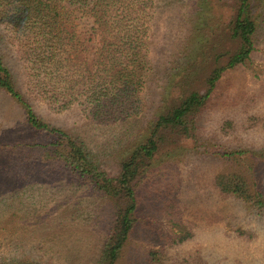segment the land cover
<instances>
[{
    "label": "rangeland",
    "instance_id": "rangeland-1",
    "mask_svg": "<svg viewBox=\"0 0 264 264\" xmlns=\"http://www.w3.org/2000/svg\"><path fill=\"white\" fill-rule=\"evenodd\" d=\"M189 3L154 0L139 114L98 124L75 108L56 112L34 98L36 113L80 138L114 173L119 154L159 111L160 100L166 96L172 104L183 93L181 85L187 84H181L184 74L179 66L194 58H178V50L185 42L192 45L186 39L195 32L190 28L195 14ZM234 7V0H208L209 9L203 11L217 21L207 36L217 40L218 51L233 46L224 32ZM257 7L250 59L223 72L215 90L216 107L200 120L196 140L181 139L170 156L150 167L137 192L133 228L114 264H159L151 251L161 264H264V210L221 195L212 183L218 174L241 172L248 190L264 197V0H258ZM209 47L202 49L204 54L195 58V69L188 73L187 82L199 88L213 64L207 58ZM4 51L11 63L14 49ZM22 72L16 79L25 78ZM193 85L188 90L196 89ZM224 121H230L226 131L221 128ZM47 140L44 132L29 127L22 108L0 90V256L40 264H97L112 221V204L45 153L40 145ZM237 147L233 155H222Z\"/></svg>",
    "mask_w": 264,
    "mask_h": 264
},
{
    "label": "trees",
    "instance_id": "trees-1",
    "mask_svg": "<svg viewBox=\"0 0 264 264\" xmlns=\"http://www.w3.org/2000/svg\"><path fill=\"white\" fill-rule=\"evenodd\" d=\"M187 1L195 14L194 28L190 27L195 32L186 37L192 45L185 42L180 46L178 58L188 60L191 55L195 60L210 44L207 58L213 59L212 67L201 88L194 84L197 90H188L193 85L187 80L189 70L195 69L194 60L179 66L184 74L181 84L187 83L181 85V97L169 105L166 96L160 100L159 111L131 136L111 173L80 138L43 121L31 99L56 112L75 108L98 124L117 123L139 114L154 0H0V90L22 108L30 128L48 136L40 145L44 152L112 204L113 217L100 244L97 264H114L121 256L137 217L138 189L154 161L170 156L181 139L196 140L200 120L216 107L215 90L221 75L245 64L255 50L258 0H234V12L224 32L233 46L220 51L217 40L207 36L217 22L203 12L209 9L205 8L208 0ZM9 46L14 49L11 63L4 57ZM20 70L25 73L22 81L16 79ZM229 122L222 123L224 131ZM238 149L222 155H233ZM245 181L241 172L218 174L212 179L221 195L264 210V197L251 193ZM155 254L151 251V258L161 264ZM0 264L40 263L0 256Z\"/></svg>",
    "mask_w": 264,
    "mask_h": 264
}]
</instances>
